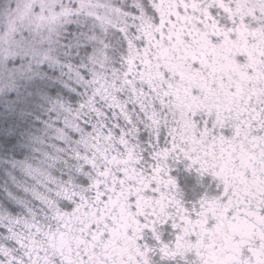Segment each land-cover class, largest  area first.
Here are the masks:
<instances>
[{
	"label": "snow or ice",
	"instance_id": "snow-or-ice-1",
	"mask_svg": "<svg viewBox=\"0 0 264 264\" xmlns=\"http://www.w3.org/2000/svg\"><path fill=\"white\" fill-rule=\"evenodd\" d=\"M0 264H264V0H0Z\"/></svg>",
	"mask_w": 264,
	"mask_h": 264
}]
</instances>
